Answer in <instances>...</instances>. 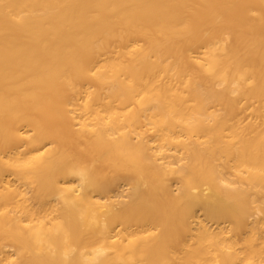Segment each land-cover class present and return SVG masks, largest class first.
Listing matches in <instances>:
<instances>
[{"label": "bare ground", "instance_id": "6f19581e", "mask_svg": "<svg viewBox=\"0 0 264 264\" xmlns=\"http://www.w3.org/2000/svg\"><path fill=\"white\" fill-rule=\"evenodd\" d=\"M0 264H264V0H0Z\"/></svg>", "mask_w": 264, "mask_h": 264}]
</instances>
